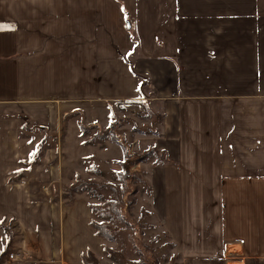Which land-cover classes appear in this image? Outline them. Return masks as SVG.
I'll list each match as a JSON object with an SVG mask.
<instances>
[{"label": "crops", "instance_id": "0c3cea01", "mask_svg": "<svg viewBox=\"0 0 264 264\" xmlns=\"http://www.w3.org/2000/svg\"><path fill=\"white\" fill-rule=\"evenodd\" d=\"M146 94L175 162L150 171L151 206L181 264H264V0H0V187L39 115L54 130Z\"/></svg>", "mask_w": 264, "mask_h": 264}, {"label": "rangeland", "instance_id": "374dc122", "mask_svg": "<svg viewBox=\"0 0 264 264\" xmlns=\"http://www.w3.org/2000/svg\"><path fill=\"white\" fill-rule=\"evenodd\" d=\"M148 97L146 94L140 100L142 104L111 103L112 111L108 107L102 115L89 113L83 118L77 115L70 119L69 127L64 125L54 130L48 129L44 115H39L36 126L45 133L44 143L40 141L34 154L25 158L17 177L11 176L8 186L0 187V264H82L81 254L88 245L94 249L99 264H139V260L141 264H181L151 206L153 190L149 173L156 166L168 164L167 157L159 152L139 160L157 144L159 133L150 131L159 130L161 122V108ZM63 121L66 123L64 116ZM108 129L116 131L123 144L130 146L129 152L113 138V133H106ZM35 133H39L38 128ZM56 171L61 179L54 177ZM21 175L33 183L27 189L15 190ZM78 177L110 183L117 187V194L109 187L70 194L67 189ZM116 198L122 201L121 213L127 214L136 228L133 233L124 222L117 221L113 223L120 228L117 240H106L97 236L90 221L111 222V212L106 207L92 210L91 204L99 205ZM51 207L55 211L53 220L48 212ZM143 209L150 214L142 220ZM75 210L86 212V219L76 218L78 227L72 231L71 241L74 252H62L59 248L67 243V223ZM156 235L160 240H154ZM105 245L115 254L106 251Z\"/></svg>", "mask_w": 264, "mask_h": 264}, {"label": "trees", "instance_id": "16d2710c", "mask_svg": "<svg viewBox=\"0 0 264 264\" xmlns=\"http://www.w3.org/2000/svg\"><path fill=\"white\" fill-rule=\"evenodd\" d=\"M126 18H127V25L129 26L130 20H129V15H128L127 12H126ZM115 104L116 105H121L123 103L122 102H116ZM124 104H129V105H131V104H134V105L135 104H142V101H140V100H130V101H126ZM109 108L111 109V111L114 110L113 109V104H109ZM147 109H149V108H147ZM149 111H150V109H149ZM112 116L114 117V113L112 114ZM162 117H163L162 114L159 115V119L160 120L162 119ZM36 128L37 127H35V129ZM110 132L113 133V138L115 140H117V142L123 144V141L120 139L119 134L116 131H114L113 129H112V131H111V129H108L106 133H110ZM150 132L158 134L159 130L150 131ZM42 142L44 143V141H42ZM123 147H124L126 152L130 151V146L129 145L124 143ZM159 152H161V154L163 156L164 155L166 156V152L165 151H161V150H159V148L157 146H153L148 152L144 153L143 156L139 155L140 156L139 160H142L141 158L148 159L152 155H155V153H159ZM166 157H167L166 162L168 164H175V162L173 160H171L168 156H166ZM127 173L133 174V175L136 174V173H130V172H127ZM122 177H127V175H123L122 174ZM123 180H125V179H123ZM99 187L100 188L101 187H109L111 190H113L115 195L117 194L116 193L117 187L113 186L110 183H108V184H106V183H102V184L101 183H96L94 181L85 180L84 178H81V177H78L77 182L75 184H72L67 189V191L69 190L70 194L73 193V192L80 193L82 191L84 192L85 190L87 191L89 189H91L92 191H95V189L99 188ZM149 189L151 191V187H149ZM101 207H106L107 210H109L111 212V214H110L111 222L109 220L96 221L95 219H92L90 221V225L95 228L97 236H101V237L105 238L106 240H113V241L117 240V236H118V232H119L120 228L117 225H113V223H115L117 221H120V222L122 221V223L124 222L125 225L128 227V229L133 230V233H134V231H135L134 229L136 228L135 226L132 225L134 221L131 220L128 217L127 214H125V213L122 214L121 213L122 201H121L120 198H116L115 200L105 201L104 203L99 204V205L91 204L92 210H99V209H101ZM147 214H150V212L143 209L141 211L140 218L143 220L146 217ZM164 233L169 239H171V236H170V234L168 232L165 231ZM154 240L155 241L160 240L159 239V235H156ZM171 245L175 246V243L171 242ZM147 247H149V245ZM103 248L106 251H108L109 253H112V254L114 253L115 254V252L112 250V248L110 249L107 245H105ZM141 252H143V251H141ZM118 254H120V256H123L122 252H120ZM178 256L180 257L181 255L178 254ZM81 259H82V264H99V261H100L99 258L96 255V253L91 248H87L86 251H84L81 254ZM141 262H142V260L137 261V263H139V264H141Z\"/></svg>", "mask_w": 264, "mask_h": 264}]
</instances>
